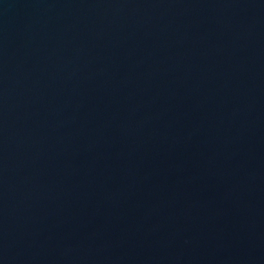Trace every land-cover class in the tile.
<instances>
[{
  "label": "water",
  "instance_id": "water-1",
  "mask_svg": "<svg viewBox=\"0 0 264 264\" xmlns=\"http://www.w3.org/2000/svg\"><path fill=\"white\" fill-rule=\"evenodd\" d=\"M0 264H264V0H0Z\"/></svg>",
  "mask_w": 264,
  "mask_h": 264
}]
</instances>
